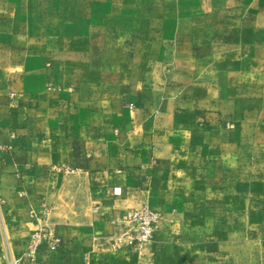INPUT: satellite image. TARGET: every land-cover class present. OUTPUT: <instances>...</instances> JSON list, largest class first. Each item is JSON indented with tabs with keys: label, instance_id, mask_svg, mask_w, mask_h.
<instances>
[{
	"label": "crops",
	"instance_id": "1",
	"mask_svg": "<svg viewBox=\"0 0 264 264\" xmlns=\"http://www.w3.org/2000/svg\"><path fill=\"white\" fill-rule=\"evenodd\" d=\"M195 24L178 23L170 51L0 63V264H31L38 225L60 239L39 248L40 264H142L167 235L114 251L102 237L122 213L189 210L208 180L216 196L254 194L264 180V33L223 47Z\"/></svg>",
	"mask_w": 264,
	"mask_h": 264
},
{
	"label": "rangeland",
	"instance_id": "2",
	"mask_svg": "<svg viewBox=\"0 0 264 264\" xmlns=\"http://www.w3.org/2000/svg\"><path fill=\"white\" fill-rule=\"evenodd\" d=\"M189 16L196 17L206 42L241 45L251 29L263 38L264 0H0V63L89 54L104 60L120 50L161 44L170 51L178 23ZM214 184L208 180L205 195L191 196L189 210L168 213L148 203L160 214L150 242L116 245V222L102 241L114 251L141 250L151 248L163 231L162 251L144 256L142 264H264V180L256 179L248 196H216ZM30 262L40 264L38 257Z\"/></svg>",
	"mask_w": 264,
	"mask_h": 264
},
{
	"label": "built area",
	"instance_id": "3",
	"mask_svg": "<svg viewBox=\"0 0 264 264\" xmlns=\"http://www.w3.org/2000/svg\"><path fill=\"white\" fill-rule=\"evenodd\" d=\"M160 219L159 212L148 203L130 209L119 215L115 222L119 231L114 235L115 244L127 246H142L150 242L155 234ZM38 224L40 220L37 219ZM27 253L36 262L39 248L47 245L50 249H58L60 239L46 225H38L33 229L28 241Z\"/></svg>",
	"mask_w": 264,
	"mask_h": 264
}]
</instances>
